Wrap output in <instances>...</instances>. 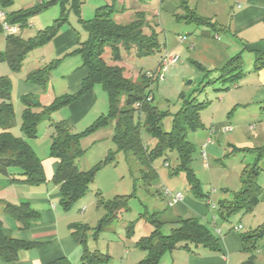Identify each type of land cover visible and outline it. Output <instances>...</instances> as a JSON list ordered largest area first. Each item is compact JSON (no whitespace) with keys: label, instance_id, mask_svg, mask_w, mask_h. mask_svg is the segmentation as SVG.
Masks as SVG:
<instances>
[{"label":"trees","instance_id":"trees-1","mask_svg":"<svg viewBox=\"0 0 264 264\" xmlns=\"http://www.w3.org/2000/svg\"><path fill=\"white\" fill-rule=\"evenodd\" d=\"M56 3L61 4L59 17L46 27L37 30L33 36L23 38L20 33L5 35V49L0 51V62H6L12 71H18L28 52L36 46L49 42L67 23L68 13L72 11L78 14L82 3L79 0H73L67 9L68 0H40L30 7L7 12L5 9L13 4V0H0L8 21L18 23L20 29L28 25L29 16L42 12L43 9ZM183 4L186 14L181 18L186 22L209 25L216 29L223 28L211 18L196 14L193 9L185 5L186 1H183ZM114 11L113 6L103 5L97 8L92 18L82 20L83 27L87 31V38L78 41L77 46L66 54L79 55L83 66L87 69V74L82 79L78 91L73 94L57 96L48 107L37 113L31 111L30 98L27 95L22 96L21 100L26 103V106L22 111L21 129L30 138L35 137L36 126L44 116L49 115L52 110L76 102L92 86L100 84L108 99L106 114L99 115L92 124L80 132H74L62 120H53L50 123L53 127L50 154L59 161L52 180L59 185L60 205L67 210L83 197L88 191L95 169L105 164L109 159L108 157L99 162L90 170H80L76 163L77 159L84 153V149L79 143L80 137L111 122H114L112 139L117 148L125 153L130 152L142 163V179L153 178L157 174L150 164L152 157L160 155L163 151H175L177 166L174 169L171 168L169 173L176 174L180 170H185L191 188L198 190L194 196L205 198L206 196L199 192V181L189 167L193 145L186 140L185 135L187 129L194 130L203 126L199 111L205 105L207 106L208 102H195L194 97L184 99L182 107L173 118L171 130L163 131L160 126L162 113L152 104V92L148 89L150 81L155 78L148 77L147 71L141 73L138 79L134 81L125 76L123 66L114 64L122 59L121 50L128 52L134 49L135 55L139 57L160 51L161 44L158 40V32L155 30L156 24L153 26L139 11L135 12L131 21L117 23L112 17ZM0 32L3 33L1 27ZM107 48H110L111 51L110 62H107L104 57ZM59 60L53 59L28 73L26 80L44 86L48 81L50 72L57 66ZM192 63L198 69L205 70L196 61L193 60ZM262 67H264V51H257L254 58V69L259 70ZM216 70L218 75L214 81L221 82L222 86L225 87L224 89L227 90L230 84L243 75L242 56L239 53L232 56ZM11 89V81L5 76H0V180L3 179L8 183L37 186L46 182L41 159L24 138L15 137L10 132L14 119ZM261 107L264 108V101ZM136 112H138L140 120L145 118L146 130L156 139L155 145L150 150L145 146L140 136V123H135L134 115ZM236 150H250L255 153V159L253 163L246 164L241 169L239 175L240 188L232 192L230 199L219 200L217 208L222 216L239 211L252 212L261 200L263 186L258 182V177L261 172H264V167H260L259 164L264 157V146L236 148ZM167 165L169 164L167 163ZM14 167L20 171H12L11 168ZM95 196L97 207L105 211L98 226L94 228V233L97 235L104 226L110 224L117 217L120 210L127 209L125 207L127 197L116 195L111 199H104L100 192H96ZM2 204L4 213L19 222L23 229L28 228L39 218V211L27 201L18 204L2 202ZM145 217L154 228L149 235L142 236L136 241V245L146 252L137 264H159L165 252L172 251L178 246L188 251H193L198 246L215 252L220 251L217 235L197 216L177 217L174 221L175 225L166 234L161 231L162 222L157 219L155 213ZM2 225L0 220V258L4 261H14L18 257L19 250L29 246V243L5 235ZM128 228H130L128 233L132 232V226ZM88 229L86 224L72 225V236L84 246L81 264H99L108 261L107 253L90 250L87 247L86 232ZM261 238H264V221L255 228L240 234L242 249L248 253L247 259L242 264H255L254 252L258 248V241Z\"/></svg>","mask_w":264,"mask_h":264},{"label":"crops","instance_id":"crops-1","mask_svg":"<svg viewBox=\"0 0 264 264\" xmlns=\"http://www.w3.org/2000/svg\"><path fill=\"white\" fill-rule=\"evenodd\" d=\"M38 1L40 0L36 2ZM101 1L102 0H98L92 5L94 14L97 8L106 4V2L102 4ZM162 1L159 18H161V12L164 6H167V9L170 11H177L172 10L174 6H170L169 4L171 3H169V1ZM183 1H186L185 5L193 9L196 14L211 18L212 21H216L223 26L221 29H216L209 25H197L194 22L188 23L181 18L189 25H193L190 27L193 30V34H187L185 39L182 40L180 38V41H189L186 46L188 56L185 57L188 65L190 64L196 70L209 76L213 74L218 75L216 69L223 66L232 56L239 53L243 59V75L234 83L230 84L231 86H229L227 91L224 94L222 93L221 96L223 100H227L232 105L233 110H241L242 115L240 117H244L242 118L244 119L243 122L236 119L232 121L233 124H224L218 127L221 131L229 132L225 131L224 127L230 126L231 130L234 132L228 137L226 144L233 146L234 149L264 146V108L261 107L264 101V67L259 70L254 69L255 53L257 51H264V0H182V12L179 13L180 17L186 14ZM33 4H29L22 8L30 7ZM136 4V0H130V6L128 8L124 6L123 11L116 12L115 10V13H113L114 20L117 23H127L131 21L134 15L130 16L129 20H127V12L125 10L129 9L130 12L134 14L139 11V5L136 8ZM83 5L82 2L79 13L77 14V20L80 22L81 27L75 26L70 22L69 14L72 12L70 11L67 16V20L69 19L67 23L60 28L58 33L48 43L54 55L51 60H60L57 66L50 72L47 83L44 86H39L26 80L28 73L39 67L28 68L26 73H23L21 76L15 75V81H11V92L15 87V97L18 102H20L21 97L24 95H27L31 99H35L48 97L51 92H53L52 95L61 96L64 94H73L78 91L82 79L87 74V69L83 66L82 59L79 55L66 54L77 46L78 41H83L87 38V31L84 29L81 21L90 18H85L83 16V11L81 9ZM163 11H165V9H163ZM145 17L150 23L155 20V18L149 16ZM157 24H159V22H157ZM157 29L158 27H155L156 31ZM163 49L164 50L160 52L156 60L157 64L155 70L157 69L160 58L164 54L163 52L167 51V47L165 46ZM128 52L135 55L134 49ZM178 52H182V49ZM45 56L46 52L42 55V61H44ZM51 60H49V62ZM193 60L200 64L205 70H200L195 67L192 63ZM114 64L123 66L124 74L128 77L124 65H120L117 62ZM188 65H186V67ZM101 88L95 84L76 102L68 103L57 109V118L54 121H64L74 132L83 131L90 124L80 131L77 127H79V125L81 127V124L83 125V122H85V120L87 121L90 114L98 109V106H101L103 109V104L105 107L108 103V99H106V101L103 100V96L107 98V95L105 90ZM99 113V115L104 114V112ZM97 117L98 116H96V118ZM251 118L255 120L259 119V122L251 123ZM18 124L19 121L17 119L14 126L10 128L11 132L12 128L14 129ZM111 128L112 129L108 131L109 136H112L114 133L113 125ZM208 138L210 142H212L211 135L209 134L202 146L207 145ZM258 142L260 144H257ZM213 145L214 144H212V146ZM237 151L252 152L250 150ZM42 159L46 182L37 186H30L26 184L8 183L3 179L0 180V220L3 224V233L29 243V246L19 250L16 260L4 261L0 258V264H81L84 246L77 242L72 236L73 224H86L89 227L86 232V245L90 250H98L108 254V261L99 264H137L139 260L145 256L146 252L136 245V241L142 236L149 235L154 228L148 219L146 218L150 225L141 226L140 229L144 232H142L140 236H137L139 233L133 227V234L131 236H129L130 234L126 231L123 238L113 235V238L106 243L105 247L104 244L100 245L99 240L102 238L106 230L105 228L110 224L104 226L96 235L94 233L95 227L93 228L91 221L99 224L102 218L100 213L96 211H92V213L89 208L84 205L81 206V204L78 205L77 210L75 207H71L67 210L64 209L60 205L61 194L59 185L52 181L59 161L55 157L47 158L46 155L42 156ZM245 159H248V162L245 160V165L249 164V159H252V156H245ZM259 164L260 167H264V157L260 160ZM243 166L244 164L242 163L239 167ZM79 169L82 170L81 168ZM239 175L238 180L240 186ZM161 185L171 192H180L182 197L174 200L172 196L164 194V189L163 194H161L166 200V206L169 208V211L166 212V209L154 210L152 213H155L157 219L161 221L162 224L163 222L169 223L171 229L175 225L174 221L177 217H199L201 222L206 224L207 227L217 235L220 251H211L202 246L196 247L193 251H188L178 246L172 251L165 252L159 264H242L247 259L248 253L242 249L240 234L238 232L242 226L238 224L237 226H240V228L236 230L237 226L235 227L234 225L223 232L222 229L224 225H217V221H214L215 218L211 215L212 209H216V206L212 203L211 197L199 198L194 195L185 194L176 186L174 187L172 185L170 186L171 188H169L167 186L168 181L162 182ZM262 186L261 200L255 206L251 214L254 216V214L258 212L256 214H258V216L261 214V217L264 218V184ZM23 201L29 202L34 209L39 211V218L25 229L21 228L19 222L4 213L2 204V202L18 204ZM88 203L90 205L92 201ZM126 210L122 209L119 213L122 211L125 212ZM146 214V216L149 215L148 213ZM245 219L244 216L242 221L244 222ZM209 222L212 223L216 231L211 229V226L208 224ZM245 222L249 223L250 220ZM128 227L129 225L127 224L126 228L128 229ZM263 239L264 238H261L258 241V248L254 252V263L258 260L257 253L259 252L258 249Z\"/></svg>","mask_w":264,"mask_h":264},{"label":"rangeland","instance_id":"rangeland-1","mask_svg":"<svg viewBox=\"0 0 264 264\" xmlns=\"http://www.w3.org/2000/svg\"><path fill=\"white\" fill-rule=\"evenodd\" d=\"M13 1V4L6 8L7 11H14L29 4H35L37 0ZM72 1L73 0H68L69 4H66L67 9H69ZM79 1L84 4L81 7L83 16L85 18L93 17L94 13L92 11V5L98 0ZM167 1L171 3L169 4L170 6H174V9L172 10L177 11H170L167 9V6H164L163 9H165V11L162 9L161 18H159L158 16L163 2L162 0H136V8L139 5V12H142L144 16L155 18L152 25L154 26L156 24L155 27H158V40L161 44L160 51L151 55L139 57L132 55L125 50H121L122 59L117 61V63L124 65L126 68V75L136 81L141 73H144L147 70L148 72H153V70H155V66L157 64L156 60L160 55V52L164 50L163 47H167V51H164L163 53H178L180 57L179 62L176 65L169 67L166 71L161 72L160 75L163 76L162 78H159L158 76V78L155 77L154 80L150 81L148 89L152 92V104L159 112L162 113L160 121L161 129L168 132L172 128L173 118L182 107L184 99L194 97L195 102H208L207 106L205 105L199 111L203 126L194 130H186V140L191 142L193 145V153L191 161L189 162V167L195 178L199 181V192H202V194L206 197H211L212 203L216 206V209H212L211 215L214 216V221H217V225L221 226L223 224L224 227L222 230L225 232L224 230H228L230 227H233L234 225L236 227L240 224L242 227L238 230V232L239 234H242L255 228L258 226L257 224H262L264 218L261 217V214L258 216V214H256L258 212H256L254 216H252V212L244 213L240 211L222 216L217 208V205L219 200L223 198L230 199L232 192L239 189L238 175L241 169L245 166V160L248 162V159H245V156H252V159L249 160L250 163H253L255 153L239 152L234 149L233 146L226 144V140H228V137H230V135L234 132L232 130L224 132L218 127L224 124H233L232 121L236 119L243 122L244 119L242 118L244 117H240L242 115L241 110H233L232 105L227 100H223V98H221L222 93L224 94L227 90L224 89L225 87L222 86L223 84L221 82L214 81L217 75L213 74L205 76L203 72L196 70L190 64L188 65L185 57L188 56L186 46L189 41H180V37H186L189 33L193 34V30L190 28L193 25H189L184 22L179 15V13L182 12V0ZM101 2L102 4L106 2V4L103 5L113 6L116 12L123 11L124 6L127 8L130 6V0H102ZM60 11L61 4L56 3L43 9L42 12L29 16V25L22 29L20 35L23 38L33 36L37 30L51 24L55 18L59 17ZM125 11L127 12V20H129L130 16L135 15V13L132 14L129 9H126ZM113 16L114 15H112V17ZM69 19L72 24L81 27L80 22L77 20V14L71 12L69 14ZM157 22H159V24H157ZM4 37V34L0 32V51L5 49ZM48 43L49 42H46L30 50L18 71H12L6 62H0V76H5L13 82L16 78L15 75L21 76L23 73L25 74L28 68L41 67L44 64H47L49 60L54 57L51 52L50 44ZM181 49L182 52H178ZM44 52H46V56L44 61H42V55ZM110 52V48H107L104 54L107 62H110ZM186 65L188 66L186 67ZM97 86L99 88L102 87L100 84H97ZM15 92L16 89L14 87L11 92V101L14 107L12 127L16 123L17 119L19 124L17 127L15 126L14 129L12 128V132L11 130L10 132L15 137L24 138L35 153L41 156L37 155L41 159V162L43 160L42 156L44 155H46L47 158L53 157L50 154L51 135L53 133V127L50 123L57 118L56 110H52L49 115L44 116L39 121L36 126V136L30 138L21 129L22 111L23 108H25L26 103L22 100L18 102L15 97ZM52 93L53 92L45 98H30L31 111L37 113L43 108L48 107L57 97L52 95ZM103 97V100L106 101V96ZM34 101L36 102L33 103ZM107 111L108 103L105 107L103 104V109L101 106H98V109L90 114L87 121L85 120V122H83L86 125L81 124V127L79 125L77 129L79 128V131L83 130L85 126L92 124V120L96 118V116H99V112H104V114H106ZM134 116L135 123L139 122V125H141L140 136L143 143L149 150L152 149L155 145L156 139L146 130L145 118L140 120L138 112H136ZM250 122L257 123L259 122V119L255 120L251 118ZM112 125L114 128V122H111L102 127L95 128L80 137L79 143L84 148V153L76 161L79 168L84 171L90 170L99 162L108 157L109 159L105 164H102L95 169V173L88 186L87 193L72 206L77 210L78 205H84L89 208L91 212L96 211L100 213L101 217H103L105 211L96 205V192H100L104 199H111L116 195L127 197V203L125 206L127 210L117 214V217L114 218L108 226L109 228H105L106 230L102 235V238L99 240V244H104V247L106 246V243L113 238V235L123 238L125 232L130 231V228H126L127 224L129 227H134L139 233L137 236H140V234L144 232L140 229L141 226L150 225L146 220V213L150 214L154 210L163 209H166V212L169 211V208L166 206V200L162 197L163 190L165 189V187H162L161 185L162 182L168 181L167 186L169 188H171L170 186L172 185L174 187L176 186L185 194L194 195L195 192H198V190L191 188V184L188 181V176L185 170H180L176 174L169 173L171 168L174 169L177 166L178 161L175 151H163L160 155L152 157L150 159V164L157 174L153 178L149 177L146 180L142 179V163L130 152L125 153L124 151L119 150L112 139L113 134L112 136L108 135V131L109 129H112ZM209 134L211 135L212 142L209 141L206 143V146H202ZM212 144L214 145L212 146ZM257 144L260 143L258 142ZM203 149L206 153L205 159L202 157ZM166 162L169 165H166ZM242 163L244 166L239 167ZM57 168L58 164L56 170ZM11 169L14 172L20 171V169L15 167ZM258 182L261 185L264 184V173L260 174ZM89 201H92L90 205L88 203ZM244 216L246 218L245 221L250 220L249 223L242 221ZM208 224L211 226L212 230L216 231L212 223L209 222ZM91 225L94 228L98 226V223L91 221ZM161 228L164 233H169L170 231V226L167 222H163ZM129 234V236H131L133 233L129 232ZM127 238L130 239L129 237ZM258 250V260H256L255 264H264V239L261 241Z\"/></svg>","mask_w":264,"mask_h":264},{"label":"built area","instance_id":"built-area-1","mask_svg":"<svg viewBox=\"0 0 264 264\" xmlns=\"http://www.w3.org/2000/svg\"><path fill=\"white\" fill-rule=\"evenodd\" d=\"M0 27L3 31L4 35H17L20 33L21 29L18 23H11L8 21L6 12L4 8L0 4ZM181 40L185 39V36L180 37ZM179 55L177 53L173 52H166L162 55L160 58L159 64L157 66V69L153 72H147L146 75L150 78H162L163 76L160 75L161 72L166 71L169 67H172L176 65L179 62ZM157 74V76H156ZM225 131H230L231 127L230 126H225L224 127ZM210 139L208 138L207 142H209ZM202 157L205 159L206 158V153L203 149L202 151ZM167 165V163H166ZM165 195H170L174 200L180 199L182 197L180 192H171L169 190H165L164 192ZM240 226L236 227V230H238Z\"/></svg>","mask_w":264,"mask_h":264},{"label":"water","instance_id":"water-1","mask_svg":"<svg viewBox=\"0 0 264 264\" xmlns=\"http://www.w3.org/2000/svg\"><path fill=\"white\" fill-rule=\"evenodd\" d=\"M36 101H34L33 103H35Z\"/></svg>","mask_w":264,"mask_h":264}]
</instances>
